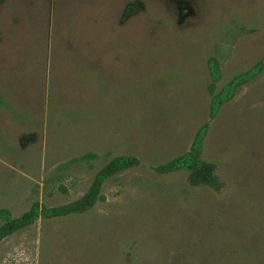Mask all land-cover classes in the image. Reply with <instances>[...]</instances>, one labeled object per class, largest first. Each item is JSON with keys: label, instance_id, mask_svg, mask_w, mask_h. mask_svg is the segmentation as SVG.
<instances>
[{"label": "rangeland", "instance_id": "obj_1", "mask_svg": "<svg viewBox=\"0 0 264 264\" xmlns=\"http://www.w3.org/2000/svg\"><path fill=\"white\" fill-rule=\"evenodd\" d=\"M260 64L264 0H0V225L40 214L0 264H264ZM196 151L219 193L158 172ZM117 158L89 212L43 216Z\"/></svg>", "mask_w": 264, "mask_h": 264}, {"label": "trees", "instance_id": "obj_2", "mask_svg": "<svg viewBox=\"0 0 264 264\" xmlns=\"http://www.w3.org/2000/svg\"><path fill=\"white\" fill-rule=\"evenodd\" d=\"M215 61L209 64L210 76L216 84L220 80V71ZM259 69L264 68V64H260ZM257 69V68H256ZM258 70V69H257ZM247 79V74L236 77L224 90L212 99L213 109L221 106L224 102L228 101L231 97L234 87L242 85ZM214 84L210 86V91H214ZM137 165V161L132 158H117L104 167L95 177L88 191L76 201L67 205L52 209L48 212H42L45 217L62 218L73 215H82L89 212L97 203L103 184L113 178L114 176L133 169ZM185 170L188 172L187 182L193 188L204 187L212 192L219 193L223 189V184L219 181L215 174L216 167L211 163L201 160L196 152L186 155L183 159L177 160L162 169H159L160 174H166L173 171ZM37 209H33L26 213L19 219L8 220L0 225V242L13 233L21 230L22 228L33 224L39 217Z\"/></svg>", "mask_w": 264, "mask_h": 264}]
</instances>
